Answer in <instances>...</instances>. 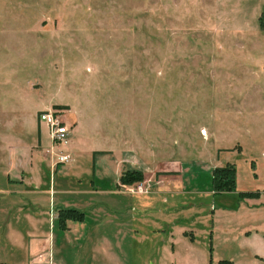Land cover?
<instances>
[{
  "label": "rangeland",
  "instance_id": "1",
  "mask_svg": "<svg viewBox=\"0 0 264 264\" xmlns=\"http://www.w3.org/2000/svg\"><path fill=\"white\" fill-rule=\"evenodd\" d=\"M0 164V264H264V0H0Z\"/></svg>",
  "mask_w": 264,
  "mask_h": 264
},
{
  "label": "trees",
  "instance_id": "2",
  "mask_svg": "<svg viewBox=\"0 0 264 264\" xmlns=\"http://www.w3.org/2000/svg\"><path fill=\"white\" fill-rule=\"evenodd\" d=\"M104 152H99V151H96L94 152V157L96 155H102ZM224 171H227V170H223L222 172ZM234 171V174H235V180L233 179L231 182H229L228 184H224L222 182H218L219 180L215 177V182L213 184V192H214V197L216 196H222L223 194H228V193H234L236 192L237 190V171H236V168ZM141 176H142V173L141 172H138V171H126L122 177H121V181L124 183V184H130L132 182H134L135 180H140L141 179ZM222 181V180H221ZM218 182V183H217ZM259 196H256L255 194H252V193H240L239 194V200L238 201H242V200H245V199H256L258 198ZM62 217H61V224H63V222H66L68 220H74V221H79V220H83L85 218V213L77 210V209H74V208H65V209H62ZM65 226V223L64 225ZM224 264V263H227V264H233L232 262H229L227 260H224L222 261L220 264Z\"/></svg>",
  "mask_w": 264,
  "mask_h": 264
},
{
  "label": "built area",
  "instance_id": "3",
  "mask_svg": "<svg viewBox=\"0 0 264 264\" xmlns=\"http://www.w3.org/2000/svg\"><path fill=\"white\" fill-rule=\"evenodd\" d=\"M57 115L58 112L56 110L46 111L41 115V122L46 124L53 143L68 145L71 128L65 125ZM58 159L62 164L67 163L70 160L69 156L66 155L59 156Z\"/></svg>",
  "mask_w": 264,
  "mask_h": 264
},
{
  "label": "crops",
  "instance_id": "4",
  "mask_svg": "<svg viewBox=\"0 0 264 264\" xmlns=\"http://www.w3.org/2000/svg\"><path fill=\"white\" fill-rule=\"evenodd\" d=\"M72 130V129H71ZM0 166H1V164H0ZM5 167H7V165H5ZM6 175H8V174H6ZM104 219V218H103ZM105 220L106 221H110V222H113L114 220H116L117 222H118V220L116 219V218H114V217H106L105 218ZM175 222H177V221H175ZM170 226H172L173 224H169ZM181 229H180V231L179 232H181V231H183V235L185 236L186 235V237H189V235L190 234H187L186 232L187 231H190V229H183L182 227H180ZM178 229L179 228H177L176 230L174 229V226L172 227V229H170V232H171V234H172V236L174 235V236H176V233H177V231H178ZM186 231V232H185ZM193 232V239H195V237H196V231H194V230H192ZM174 233V234H173ZM188 235V236H187Z\"/></svg>",
  "mask_w": 264,
  "mask_h": 264
}]
</instances>
